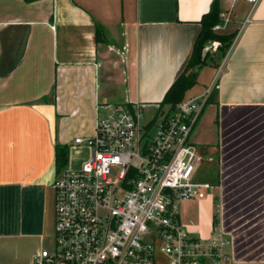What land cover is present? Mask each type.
<instances>
[{"label":"crops","instance_id":"crops-1","mask_svg":"<svg viewBox=\"0 0 264 264\" xmlns=\"http://www.w3.org/2000/svg\"><path fill=\"white\" fill-rule=\"evenodd\" d=\"M213 3L0 0V264H32L53 237L56 146L66 145L67 166L79 168L90 151L74 139L95 133L99 104L142 103L145 121L157 116ZM219 13L214 32L230 44L213 41L218 48L185 98L203 94L222 66L192 132L210 146L196 147L200 167L206 153L219 170L220 201H183L202 215L186 226L180 213V222L210 238L218 216L230 238L225 264H264V0H219ZM81 151L87 158L77 162Z\"/></svg>","mask_w":264,"mask_h":264},{"label":"built area","instance_id":"built-area-1","mask_svg":"<svg viewBox=\"0 0 264 264\" xmlns=\"http://www.w3.org/2000/svg\"><path fill=\"white\" fill-rule=\"evenodd\" d=\"M218 45L206 49L214 52ZM221 70L203 94L174 109L157 105L149 121L146 104L96 107L95 133L74 139L89 149V158L55 175L54 247H44L32 264H157L158 252L168 264L227 262L230 238L219 225L210 238L195 235L182 225L179 211L181 202L205 199L216 189L199 178L201 156L191 137L220 88Z\"/></svg>","mask_w":264,"mask_h":264},{"label":"trees","instance_id":"trees-1","mask_svg":"<svg viewBox=\"0 0 264 264\" xmlns=\"http://www.w3.org/2000/svg\"><path fill=\"white\" fill-rule=\"evenodd\" d=\"M27 3L35 2L38 0H24ZM219 13V0H214L212 9L210 12L204 14L201 20V31L198 34L192 55L186 65L184 71L178 76V78L170 86L161 105H169L170 109H174L175 106L186 97V93L192 89L197 83L198 71L201 67L206 65L210 52L207 51L204 57V50L210 42L219 40L225 42L226 46L230 44L231 38L228 36H222L214 32L213 28L220 22ZM103 28L97 26L96 28V39L102 41L101 35ZM69 162V148L65 145L56 146V168L60 171ZM214 226L219 223L218 217L214 216Z\"/></svg>","mask_w":264,"mask_h":264},{"label":"rangeland","instance_id":"rangeland-1","mask_svg":"<svg viewBox=\"0 0 264 264\" xmlns=\"http://www.w3.org/2000/svg\"><path fill=\"white\" fill-rule=\"evenodd\" d=\"M207 50V49H206ZM209 51V50H208ZM205 67V65L203 66ZM194 90H189V92H187V95H191L193 93ZM196 128V127H195ZM209 136V135H205L204 137ZM193 143L200 148H210V146H207L206 144H204V142H202V137H197L195 139H193L191 137ZM205 153V152H204ZM206 154V153H205ZM203 156V161H202V166L200 167V171H199V178H201L202 180H207V181H212L215 185H216V191L214 190L212 193L214 194V196L217 198V200L220 201V184H221V180H220V174H219V170L217 171L216 168V164L214 167L211 166V168L209 167L210 163L208 161V154H206ZM87 157L85 156V154L81 151L80 154H76L74 155V159L77 162H80L84 159H86ZM68 167V166H65ZM196 201V200H195ZM194 201V203H196ZM217 204H219L217 202ZM218 210V208H217ZM180 213L182 214V218H183V222L184 224L187 226V224L189 223H193V222H197L200 221L201 215H202V211L201 209H199L197 206L192 205V203H184L182 205V202L180 204V209H179ZM218 217V216H217ZM219 225V224H217ZM54 243H55V239L54 237H49L46 240L45 243V247H47L48 249L52 250L54 247ZM156 262L157 264H168L166 258L163 256L162 253L158 252L156 254Z\"/></svg>","mask_w":264,"mask_h":264},{"label":"water","instance_id":"water-1","mask_svg":"<svg viewBox=\"0 0 264 264\" xmlns=\"http://www.w3.org/2000/svg\"><path fill=\"white\" fill-rule=\"evenodd\" d=\"M206 54H207V50L205 49V50H204V57L206 56Z\"/></svg>","mask_w":264,"mask_h":264}]
</instances>
